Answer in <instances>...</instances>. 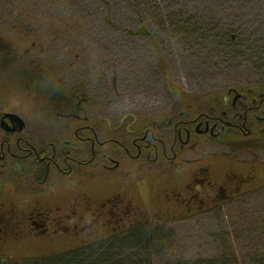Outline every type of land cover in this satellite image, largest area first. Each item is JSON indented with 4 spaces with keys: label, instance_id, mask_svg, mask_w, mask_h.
<instances>
[{
    "label": "rangeland",
    "instance_id": "rangeland-1",
    "mask_svg": "<svg viewBox=\"0 0 264 264\" xmlns=\"http://www.w3.org/2000/svg\"><path fill=\"white\" fill-rule=\"evenodd\" d=\"M258 87H264V0H0V112L17 115L31 130L59 114L46 92L74 94L87 117L114 120L164 116L173 93L202 108L230 89ZM248 154L238 159L250 160ZM131 165L125 160L110 173L112 186L129 184ZM156 188L142 185L137 199ZM147 220L169 237L171 264L264 261V188L192 218L160 221L149 213ZM80 245L51 253L13 241L1 258L21 263Z\"/></svg>",
    "mask_w": 264,
    "mask_h": 264
},
{
    "label": "flooded vegetation",
    "instance_id": "flooded-vegetation-1",
    "mask_svg": "<svg viewBox=\"0 0 264 264\" xmlns=\"http://www.w3.org/2000/svg\"><path fill=\"white\" fill-rule=\"evenodd\" d=\"M44 94L59 114L42 119V128L31 130L25 121L21 131L14 130L13 119L0 112V199L12 189V198L0 201V258L13 241L53 253L52 247L115 236L150 221L149 213L160 221L192 218L264 188L258 155L264 153V94L253 97L255 107L235 111L229 120L204 110L181 119L93 118L74 94ZM223 98L235 109L246 101L234 89ZM241 153L252 158L238 159ZM125 160L132 164L134 183L132 175L129 184L112 186L110 173ZM142 185L157 192L139 201ZM21 186L24 193L17 194Z\"/></svg>",
    "mask_w": 264,
    "mask_h": 264
},
{
    "label": "trees",
    "instance_id": "trees-1",
    "mask_svg": "<svg viewBox=\"0 0 264 264\" xmlns=\"http://www.w3.org/2000/svg\"><path fill=\"white\" fill-rule=\"evenodd\" d=\"M140 34L150 36L151 34L147 30L141 29ZM239 92L246 95V101L240 102V107L233 108L231 103L223 98V95L218 98L217 101H208L205 106L201 108L193 107V104L187 103L185 97L178 98L177 93L171 94L173 99V107L171 111H168L162 118L170 119L171 117H178L181 119L184 115L195 112H210L211 116H220L224 113V117L235 118V111L243 114L244 109L249 107H255L258 101L253 103V97H258L264 94V87H258L250 90L241 89ZM57 94V99L64 96L61 92ZM60 97V98H59ZM52 100V99H51ZM78 101V100H77ZM187 101V102H186ZM220 101V102H219ZM186 102V103H185ZM195 104V103H194ZM201 109V110H199ZM264 111V104L260 107ZM249 112L247 117V125L250 124L252 115ZM264 124L260 125L263 127ZM237 135L238 133L235 132ZM146 222V221H145ZM151 221L146 223H136L125 231L124 235L120 238L117 236L102 237L91 242L83 243L80 246L59 254H51L38 260L22 261L21 263L1 258L0 264H154L156 260H159L161 264H171L170 259L174 257L168 256L170 248H168L169 237L164 235L162 227H156L150 224ZM173 264H200L184 260H176ZM227 264V263H226ZM230 264H237L236 262ZM257 264H264V261Z\"/></svg>",
    "mask_w": 264,
    "mask_h": 264
},
{
    "label": "water",
    "instance_id": "water-1",
    "mask_svg": "<svg viewBox=\"0 0 264 264\" xmlns=\"http://www.w3.org/2000/svg\"><path fill=\"white\" fill-rule=\"evenodd\" d=\"M239 96H237L235 98V100L238 98ZM6 117L8 118H12L13 119V123L15 125V129L14 130H18L21 131L24 127V121L18 117L17 115H13V114H7Z\"/></svg>",
    "mask_w": 264,
    "mask_h": 264
}]
</instances>
